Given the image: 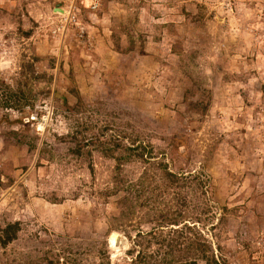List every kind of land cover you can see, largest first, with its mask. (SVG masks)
Wrapping results in <instances>:
<instances>
[{
    "label": "rangeland",
    "instance_id": "374dc122",
    "mask_svg": "<svg viewBox=\"0 0 264 264\" xmlns=\"http://www.w3.org/2000/svg\"><path fill=\"white\" fill-rule=\"evenodd\" d=\"M204 241L264 264V0H0V264Z\"/></svg>",
    "mask_w": 264,
    "mask_h": 264
},
{
    "label": "trees",
    "instance_id": "16d2710c",
    "mask_svg": "<svg viewBox=\"0 0 264 264\" xmlns=\"http://www.w3.org/2000/svg\"><path fill=\"white\" fill-rule=\"evenodd\" d=\"M191 179H197V177H192ZM17 228V224H12V225H8L7 229L5 231L13 232L15 229ZM189 229V228H188ZM175 232V231H174ZM8 240L9 236L7 237ZM168 245L172 246L173 249L175 246L177 247H182L181 242H178L177 240L173 239L167 242ZM162 244L163 242L157 243V251L155 253H153L150 258H153L154 260L160 259V249H162ZM166 247V245L164 246V248ZM173 249H171V252L173 253ZM211 252V246L209 245V243H205L204 242H199L196 244L195 247V252L193 255H190L189 257H178L176 258L174 261H172L169 264H196V259H200L204 261V264H228L227 262H225V258H223L222 256L218 255L215 256L213 254V252L211 253L212 255H208V253ZM160 257V258H159ZM148 261H150V259H148ZM138 264V263H136ZM155 264V263H154Z\"/></svg>",
    "mask_w": 264,
    "mask_h": 264
},
{
    "label": "bare ground",
    "instance_id": "6f19581e",
    "mask_svg": "<svg viewBox=\"0 0 264 264\" xmlns=\"http://www.w3.org/2000/svg\"><path fill=\"white\" fill-rule=\"evenodd\" d=\"M56 11H57V12H60V13L63 12L61 9H57ZM118 242H119V241H118V238H116V235H115L114 233H111V234L109 235V245H110L111 247H114L115 243L117 244Z\"/></svg>",
    "mask_w": 264,
    "mask_h": 264
}]
</instances>
